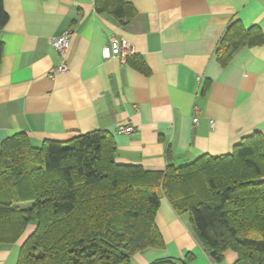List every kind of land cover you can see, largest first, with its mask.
<instances>
[{
    "label": "crops",
    "instance_id": "0c3cea01",
    "mask_svg": "<svg viewBox=\"0 0 264 264\" xmlns=\"http://www.w3.org/2000/svg\"><path fill=\"white\" fill-rule=\"evenodd\" d=\"M96 1L3 0L0 153L19 133L38 148L106 132L117 164L165 171L169 163L230 155L246 137L264 135V44L240 49L227 66L217 61L235 21L264 33V0H128L134 15L125 22L98 14ZM66 29L74 31L68 70L50 78L60 64L52 41ZM112 39L133 48L125 63L103 59ZM121 126L135 131L119 134ZM156 226L164 248L137 253L132 264L184 261L187 253L195 256L189 264L238 260L232 250L222 263L208 257L189 215L178 216L165 198ZM23 241L0 246V264H17Z\"/></svg>",
    "mask_w": 264,
    "mask_h": 264
},
{
    "label": "trees",
    "instance_id": "16d2710c",
    "mask_svg": "<svg viewBox=\"0 0 264 264\" xmlns=\"http://www.w3.org/2000/svg\"><path fill=\"white\" fill-rule=\"evenodd\" d=\"M95 7L121 22L134 15L128 0H97ZM8 21L0 0V31ZM263 44L259 27L235 21L217 61L227 66L240 49ZM3 52L0 41V67ZM115 154L106 132L38 148L24 133L3 142L0 246L24 239L17 264H132L137 253L164 248L156 226L164 198L178 216L189 215L196 239L216 263L232 250L235 264H264L263 134L246 137L230 155L169 163L165 171L117 164ZM185 258L151 264H189L195 256Z\"/></svg>",
    "mask_w": 264,
    "mask_h": 264
},
{
    "label": "built area",
    "instance_id": "2783aa9c",
    "mask_svg": "<svg viewBox=\"0 0 264 264\" xmlns=\"http://www.w3.org/2000/svg\"><path fill=\"white\" fill-rule=\"evenodd\" d=\"M74 37V31L71 29L64 30L58 37L52 41L53 47L56 49L60 56V64L50 74V78L55 75L64 74L67 72V59L71 49L72 40ZM134 55V50L130 44L125 40L112 39L109 46H106L102 51V57L104 60H108L113 57H117L122 63H125L128 58ZM195 119L194 123L198 124L199 109L195 108ZM135 128L132 126H121L119 128V134H132Z\"/></svg>",
    "mask_w": 264,
    "mask_h": 264
}]
</instances>
